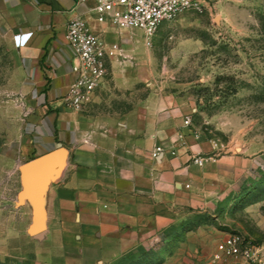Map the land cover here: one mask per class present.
I'll use <instances>...</instances> for the list:
<instances>
[{"label": "crops", "instance_id": "crops-1", "mask_svg": "<svg viewBox=\"0 0 264 264\" xmlns=\"http://www.w3.org/2000/svg\"><path fill=\"white\" fill-rule=\"evenodd\" d=\"M201 1L205 7L212 0ZM93 7V0H0L6 33L27 38L17 51L39 93L25 124L26 160L17 168L55 148L67 153L43 186L44 234L38 242L46 264L114 263L180 223L184 213L221 200L250 166L237 155L218 156L193 135L174 98L147 96L121 114H92L104 80L80 110L64 105L75 78L64 34L78 17L107 46L119 48L120 56L106 61L107 76L114 89H129L118 81L119 60L141 47V31L118 30ZM173 26L163 23L158 30ZM33 126L48 137L33 135ZM156 147L162 152L152 158Z\"/></svg>", "mask_w": 264, "mask_h": 264}, {"label": "rangeland", "instance_id": "rangeland-1", "mask_svg": "<svg viewBox=\"0 0 264 264\" xmlns=\"http://www.w3.org/2000/svg\"><path fill=\"white\" fill-rule=\"evenodd\" d=\"M170 24L175 26L150 39L141 32V47L119 60L118 81L129 89H114L107 76L89 112L121 114L147 96L174 98L193 135L218 156L237 155L250 166L221 200L184 213L180 223L126 254L124 264H211L229 235L264 256V0H212L202 13H185ZM28 80L0 15L2 264H46L40 258L44 248L29 232L31 204L17 200V165L26 160L23 147L29 143L25 124L39 95Z\"/></svg>", "mask_w": 264, "mask_h": 264}, {"label": "built area", "instance_id": "built-area-1", "mask_svg": "<svg viewBox=\"0 0 264 264\" xmlns=\"http://www.w3.org/2000/svg\"><path fill=\"white\" fill-rule=\"evenodd\" d=\"M81 3L91 0H79ZM93 11L100 19H106L118 30H139L146 39H150L163 23H172L185 13L199 14L204 10L201 0H93ZM65 43L71 53V72L75 78L68 86L63 98L66 107L80 110L88 103L99 85L107 76L106 61L118 55L119 48L113 44L107 46L92 34L84 20L74 18L65 29ZM27 38L16 37L17 47L23 46ZM184 123L187 125L188 120ZM33 126L31 133L48 137L47 132H40ZM26 132V131H25ZM162 149L154 148L151 157L156 158ZM193 163L201 165L202 159L195 158ZM234 260L237 264H264V256L259 249L246 243L237 235H229L224 240L221 257L214 255L211 264H223ZM185 264H210L207 262ZM232 264V263H228Z\"/></svg>", "mask_w": 264, "mask_h": 264}, {"label": "water", "instance_id": "water-1", "mask_svg": "<svg viewBox=\"0 0 264 264\" xmlns=\"http://www.w3.org/2000/svg\"><path fill=\"white\" fill-rule=\"evenodd\" d=\"M67 153L62 148H55L41 156L25 161L19 167L21 191L19 203L29 201L31 204V224L29 232L33 238L40 240L44 234L45 214L42 205L43 186L52 170L63 166Z\"/></svg>", "mask_w": 264, "mask_h": 264}, {"label": "trees", "instance_id": "trees-1", "mask_svg": "<svg viewBox=\"0 0 264 264\" xmlns=\"http://www.w3.org/2000/svg\"><path fill=\"white\" fill-rule=\"evenodd\" d=\"M128 253H130V252H128ZM128 253H126V254H128ZM126 254H124L121 258L118 259V260H120L119 263L124 264L127 261V259L124 258L126 256ZM0 264H2V263L0 262Z\"/></svg>", "mask_w": 264, "mask_h": 264}]
</instances>
